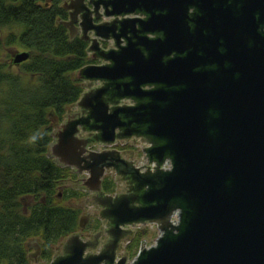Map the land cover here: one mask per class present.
<instances>
[{"label": "water", "instance_id": "95a60500", "mask_svg": "<svg viewBox=\"0 0 264 264\" xmlns=\"http://www.w3.org/2000/svg\"><path fill=\"white\" fill-rule=\"evenodd\" d=\"M147 3L168 9L167 16L151 23L169 24V41L175 43L172 23L178 10L175 14L171 0H113L110 16L133 14ZM203 3L207 21L218 24L205 41L206 55L216 69L195 73L188 68L183 74L184 64L193 57L175 62L169 67L179 68L180 82L163 83L180 89L151 96L149 133L164 144L153 150L150 160L158 167L164 165L147 197L153 202L157 198L161 206L129 211L126 221L165 218L171 213L169 203H174V211L181 212L180 225L164 227L155 245L138 254L132 264H264V35L258 33L259 23L264 22V0H241L236 16L230 7L225 12L222 5L213 8L211 0ZM126 53V49L112 53L107 56L112 67H87L80 76L113 81L122 73L136 79L138 94L142 85L160 81L151 79L158 74L157 57L146 61L137 56L126 67ZM28 59L27 53L17 54L14 64ZM111 118L104 114L96 121L109 145L119 126L110 125ZM75 134L74 127H65L50 151L77 169L82 160ZM94 157H101L95 166L121 162L117 154ZM167 158L169 163L164 162ZM83 254L84 247H79L72 257L52 264H89Z\"/></svg>", "mask_w": 264, "mask_h": 264}, {"label": "flooded vegetation", "instance_id": "af4514ba", "mask_svg": "<svg viewBox=\"0 0 264 264\" xmlns=\"http://www.w3.org/2000/svg\"><path fill=\"white\" fill-rule=\"evenodd\" d=\"M60 1L59 8L65 18L60 23L67 30L69 38L80 39L87 45L88 63L82 69L110 68L113 62L107 56L126 49L125 58L129 60L126 67H130L137 56H142L146 61L157 57L158 74L151 79L160 81L142 85L138 94L134 89L136 79L122 73L116 74L113 81H88L82 79L80 71L74 74L81 84L82 94L72 106L74 111L66 112L58 125L52 146L57 144V136L65 127H74V137L80 142L77 153L80 151L82 163L80 168H73L50 149L48 156L66 172V178L61 182L70 186L66 185L63 190L65 204L61 206L77 213V229L62 239L60 255L54 256L53 252L61 240L52 246L49 258H42L44 252L40 240H29L26 244L27 259L29 264H52L72 257L79 247H84L83 258L89 264L91 261L98 264H132L138 254L155 245L164 227L180 225L181 217L179 210L174 211V203H169L168 211L171 210V213L165 218L126 222L129 211L134 214L147 207L161 206L157 198L153 202V198L147 197L150 184L156 183L161 177L160 172H163L162 165L158 167L155 161L150 160L153 150L164 144L149 133L147 115L153 106L151 96L180 89L168 84L179 83L180 76L188 68L195 73L216 69L206 55L205 41L213 32L212 27L218 24L207 21L202 7L204 0H171L174 13L178 10L177 19L172 23L176 42L172 43L169 41V24L155 27L151 23V20H161L169 14L163 5L157 9L155 4L147 3L146 7L133 14L111 17L113 0ZM211 5L216 10L222 5L221 11L225 12L230 7V12L236 16L241 0H211ZM255 16L259 19V12ZM258 33L264 35V22L259 23ZM219 52L224 53L221 49ZM191 56L193 60L184 64L183 74L179 68L175 70L169 67ZM165 69L166 72H163ZM117 113V118H114ZM104 114L107 117L113 115V119L108 121L110 125H119L115 140L110 145L104 143L101 125L96 124ZM97 154H117L121 162L95 166L101 158L94 157ZM166 161L170 162V159ZM100 170L102 175L98 180ZM125 172L132 175L125 176ZM28 203L29 207L35 202L30 198Z\"/></svg>", "mask_w": 264, "mask_h": 264}, {"label": "trees", "instance_id": "16d2710c", "mask_svg": "<svg viewBox=\"0 0 264 264\" xmlns=\"http://www.w3.org/2000/svg\"><path fill=\"white\" fill-rule=\"evenodd\" d=\"M60 3L0 0V264H29L31 239L49 258L52 246L77 229V213L54 201L66 172L48 150L53 127L82 94L74 74L88 63L87 45L69 38ZM6 48L16 51L8 65L1 61ZM21 53L28 61L14 64Z\"/></svg>", "mask_w": 264, "mask_h": 264}, {"label": "rangeland", "instance_id": "374dc122", "mask_svg": "<svg viewBox=\"0 0 264 264\" xmlns=\"http://www.w3.org/2000/svg\"><path fill=\"white\" fill-rule=\"evenodd\" d=\"M22 51V50H21ZM20 51V52H21ZM15 50H12L11 48L10 49H5L3 52H2V56H1V61H2V63L3 64H7L8 65V55H9V57H10V55L11 56H13L14 54H15ZM8 68H9V66H8ZM15 71H17V69L15 70ZM72 111H74V109L72 108V106L71 107H69L68 109H67V113L69 114L70 112H72ZM58 128H59V126H54L53 127V134L58 130ZM66 185L67 186H70L69 184H67L66 182H64V183H62V182H59L58 184H57V187H56V189H55V195H54V201H55V203H57L59 206H61V205H63V204H65V201H64V199H62V193H63V190H64V188H66ZM150 244V243H149ZM148 244V245H149ZM62 245V240L57 244V246L54 248V252H53V255L54 256H56L57 254L58 255H60V252H61V246Z\"/></svg>", "mask_w": 264, "mask_h": 264}]
</instances>
